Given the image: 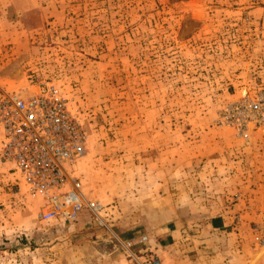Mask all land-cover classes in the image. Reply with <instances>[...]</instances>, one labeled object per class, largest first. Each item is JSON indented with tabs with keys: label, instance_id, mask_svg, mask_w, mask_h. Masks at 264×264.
Listing matches in <instances>:
<instances>
[{
	"label": "rangeland",
	"instance_id": "1",
	"mask_svg": "<svg viewBox=\"0 0 264 264\" xmlns=\"http://www.w3.org/2000/svg\"><path fill=\"white\" fill-rule=\"evenodd\" d=\"M43 84L103 208L46 219L0 161V264H166L173 219L182 243L221 216L240 235L190 264H264V0H0V90Z\"/></svg>",
	"mask_w": 264,
	"mask_h": 264
},
{
	"label": "built area",
	"instance_id": "2",
	"mask_svg": "<svg viewBox=\"0 0 264 264\" xmlns=\"http://www.w3.org/2000/svg\"><path fill=\"white\" fill-rule=\"evenodd\" d=\"M86 141L56 86L43 84L29 96L0 90V161L14 163L29 191L46 200L44 218H74L84 208L94 213L103 208L84 198L81 182L70 171L85 153ZM143 263L162 264L158 255Z\"/></svg>",
	"mask_w": 264,
	"mask_h": 264
},
{
	"label": "crops",
	"instance_id": "3",
	"mask_svg": "<svg viewBox=\"0 0 264 264\" xmlns=\"http://www.w3.org/2000/svg\"><path fill=\"white\" fill-rule=\"evenodd\" d=\"M179 219L182 220L181 217L173 219L170 225L172 228L168 236H173V238L169 237L167 241L161 242L159 245L163 255L162 260L164 259L167 262L166 264H190L194 262V258H203V256L222 250L225 252L230 247L229 241L234 240L232 238L233 233L240 235L228 231L229 224H225L226 218L221 216L217 220H213V224L210 222L203 224L204 227L201 225V229H198L201 235H190V233L187 234L190 231L185 230L186 235L183 236L185 238L181 243L177 239L181 232V229L178 228L179 223H177ZM206 226L208 229L205 228ZM262 256H264V253Z\"/></svg>",
	"mask_w": 264,
	"mask_h": 264
}]
</instances>
